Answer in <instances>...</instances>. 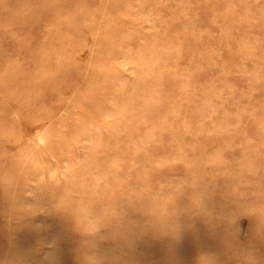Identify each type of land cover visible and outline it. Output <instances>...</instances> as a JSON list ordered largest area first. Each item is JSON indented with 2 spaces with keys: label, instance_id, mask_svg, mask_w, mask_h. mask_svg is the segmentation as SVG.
I'll list each match as a JSON object with an SVG mask.
<instances>
[{
  "label": "rangeland",
  "instance_id": "374dc122",
  "mask_svg": "<svg viewBox=\"0 0 264 264\" xmlns=\"http://www.w3.org/2000/svg\"><path fill=\"white\" fill-rule=\"evenodd\" d=\"M93 253L264 264V0H0V264Z\"/></svg>",
  "mask_w": 264,
  "mask_h": 264
},
{
  "label": "bare ground",
  "instance_id": "6f19581e",
  "mask_svg": "<svg viewBox=\"0 0 264 264\" xmlns=\"http://www.w3.org/2000/svg\"><path fill=\"white\" fill-rule=\"evenodd\" d=\"M23 9H24V8H23ZM30 10H31V9H30ZM22 11H24V10H22ZM20 12H21V11H20ZM28 16H29V15H28ZM30 17H31V16H30ZM26 18H28L27 15H26ZM23 20H24V19H23ZM15 21H16V20H15ZM19 21H20V19H19ZM29 23H30V22H29ZM15 24H16V22H15ZM153 24H154V23H153ZM26 35H27V34H26ZM24 39H25V37H24ZM99 40H100V39H99ZM97 41H98V40H97ZM97 44H98V43H97ZM29 46H30V45H29ZM34 48H35V47H34ZM29 49H31V48H29ZM33 51H34V50H33ZM43 56H44V55H43ZM40 61H41V60H40ZM42 62H43V61H42ZM40 63H41V62H40ZM45 65H46V64H45ZM48 65H49V64H48ZM42 66H44L43 63H42ZM44 67H45V66H44ZM86 68H87V67H86ZM103 68H104V67H103ZM83 69H84V68H83ZM91 69H92V68H91ZM47 70H48V69H47ZM79 71H80V70H79ZM19 72H20V71H19ZM39 72H40V71H39ZM43 72H44V71H43ZM21 73H22V71H21ZM17 74H20V73H17ZM17 74H16V75H17ZM40 74H42V73H40ZM79 74H80V72H79ZM45 75H46V74H45ZM45 75H44V76H45ZM52 75H54V74L52 73ZM42 76H43V75H42ZM46 76H47V75H46ZM46 76H45V77H46ZM80 76H81V75H80ZM1 77H2V75H1ZM4 77H5V76H4ZM45 77H44V78H45ZM51 77H52V76H51ZM15 78H16V77H15ZM23 78H24V77H23ZM36 78H37V77H36ZM46 78H47V77H46ZM46 78H45V79H46ZM13 80H14V78H13ZM43 80H44V79H43ZM9 81H10V80H9ZM6 82H7V81H6ZM38 82H39V81H38ZM84 82H85V81H84ZM95 83H96V82H95ZM15 84H16V82H15ZM17 84H18V83H17ZM93 84H94V83H93ZM10 85H11V84H10ZM13 85H14V84H13ZM18 85H19V84H18ZM22 85H23V84H22ZM96 85H97V84H96ZM96 85H95V86H96ZM14 86H15V85H14ZM20 86H21V85H20ZM23 86H24V85H23ZM89 86H90V85H89ZM97 86H98V85H97ZM14 88H15V87H14ZM21 89H22V88H21ZM26 89H28V88H26ZM89 89H90V88H89ZM92 89H93V88H92ZM20 91H22V90H20ZM20 91H19V92H20ZM36 91H37V90H36ZM19 92H18V93H19ZM23 92H24V90H23ZM25 92H26V91H25ZM34 93H35V92H34ZM81 93H82V92H81ZM84 93H85V92H84ZM77 95H78V94H77ZM31 96H32V95H31ZM33 96H34V95H33ZM33 96L31 97L32 99H33ZM35 96H36V95H35ZM14 97H15V95H14ZM36 97H37V96H36ZM21 98H22V97H21ZM34 98H35V97H34ZM14 100H15V99H14ZM19 100H20V98H19ZM22 101H24V100H22ZM30 102H31V101H30ZM74 102H75V101H74ZM23 103H24V102H23ZM26 103H27V102H26ZM12 105H13V103H12ZM14 105H15V103H14ZM31 105H32V104H31ZM56 106H57V104H56ZM68 107H69V106H68ZM68 107H67V108H68ZM70 107H72V106H70ZM31 108H32V107H31ZM45 108H46V107H45ZM56 108H57V107H56ZM67 108H66V109H67ZM45 110H46V109H45ZM3 111H4V110H3ZM56 111H57V110H56ZM48 113H49V112H48ZM48 113H47V115H48ZM23 114H24V113H23ZM28 115H29V114H28ZM2 116H3V115H2ZM24 116H25V115H24ZM24 119H26V118H24ZM13 120H14V119H13ZM29 120H30V119H29ZM45 120H46V119H45ZM52 120H53V119H52ZM66 120H67V119H66ZM13 122H14V121H13ZM20 122H21V121H20ZM22 123H23V122H22ZM57 125H58V124H57ZM11 126H12V125H11ZM58 126H59V125H58ZM80 126H81V125H80ZM16 128H17V124L14 125V129H13V131H15ZM51 128H52V127H51ZM51 128H50V129H51ZM60 128H61V126H60ZM62 128L64 129V126H63ZM9 129H11V128H9ZM84 129H85V128H84ZM55 130H56V129H55ZM86 130H87V129H86ZM82 131H83V130H82ZM87 132H88V131H87ZM84 133H85V131H84ZM15 134H16V137L14 136ZM47 135H48V134H47ZM89 135H90V134H89ZM5 137H6V136H5ZM76 137H77V136H76ZM79 137H80V136H79ZM84 137H85V135H84ZM19 138H20V137L18 136V134H17L16 132H13V138H12L13 140H11V141H14V142H13V143H15L14 147H17V146H18V148H19V145H18V144H19V141H18ZM20 140H21V139H20ZM24 140H25V139H24ZM41 142H43V141H41ZM50 142H52V141H50ZM62 142H63V141H62ZM64 142H65V141H64ZM34 143H35V142H34ZM60 143H61V142H60ZM36 144H37V142H36ZM44 144H45V143H44ZM50 144H51V143H50ZM57 144H58V143H57ZM21 145H22V144H21ZM37 145H38V144H37ZM30 146H31V145H30ZM64 146H65V145H64ZM36 147H37V146H36ZM43 147H44V146H43ZM37 152H38V151H37ZM38 155H40V154H38ZM42 156H43V155H42ZM36 159H37V156H36ZM36 159H34V162H35ZM40 160H41V158H40ZM29 161H30V160H29ZM37 161L40 162L38 159H37ZM26 162H27V161H26ZM38 162H37V164H38ZM41 162H42V161H41ZM41 162H40V163H41ZM32 163H33V161H32ZM32 163H31V164H32ZM42 163H43V162H42ZM21 164H22V163H21ZM25 164H26V163H25ZM29 164H30V163H29ZM31 164H30V165H31ZM35 165H36V164H35ZM35 165H32V167L35 166ZM21 166H22V165H21ZM36 166H37V165H36ZM22 167H23V166H22ZM15 169H16V167L14 166L12 170H15ZM32 169H33V168H32ZM32 171H33V170H32ZM25 175H26V174H25ZM25 175H23V176H25ZM28 176H29V175H28ZM28 176H26V178H28ZM32 176H33V175H32ZM33 177H34V176H33ZM30 178H31V177H30ZM57 184H58V183H57ZM42 188H43V187H42ZM43 190H44V188H43Z\"/></svg>",
  "mask_w": 264,
  "mask_h": 264
},
{
  "label": "clouds",
  "instance_id": "9594fccd",
  "mask_svg": "<svg viewBox=\"0 0 264 264\" xmlns=\"http://www.w3.org/2000/svg\"><path fill=\"white\" fill-rule=\"evenodd\" d=\"M102 227H104L102 224H97V230L91 236H93V237L96 236V234L99 232L100 228H102ZM92 246L93 247L95 246V241H92ZM201 257L207 258V260L209 261V264H213V261L211 260L210 257H208L206 255H201ZM86 260H87V264H101V258L98 255H96L95 253L87 255ZM199 264H200V259H199Z\"/></svg>",
  "mask_w": 264,
  "mask_h": 264
}]
</instances>
